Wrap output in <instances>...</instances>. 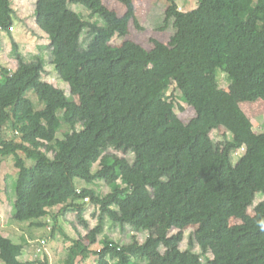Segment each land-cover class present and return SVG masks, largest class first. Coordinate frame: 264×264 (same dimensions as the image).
Wrapping results in <instances>:
<instances>
[{"label": "trees", "instance_id": "16d2710c", "mask_svg": "<svg viewBox=\"0 0 264 264\" xmlns=\"http://www.w3.org/2000/svg\"><path fill=\"white\" fill-rule=\"evenodd\" d=\"M120 1L127 8L124 16L104 0L36 1L37 25L50 40V62L79 91L80 102L44 80L48 72L43 60H26L16 41L17 68L0 64V155L14 154L18 169L13 219L41 227L49 225L50 215L57 221L58 215L76 212L78 221L89 227L84 216L88 203L84 198L89 197L98 207L100 228L109 218L133 232L128 243L107 238L93 250L74 225L79 238H74L65 264L91 255L97 256V264H160L152 260L160 256L165 264H203L202 254L207 252L213 253L208 264H264V230L259 226L264 222V131L253 130L236 96L222 88L218 78L222 70L235 84L258 80L264 98V0H199L191 10L168 0L165 26L174 18L177 28L169 43L153 38L154 47L147 49L130 41L112 56L98 55L92 49L99 40L128 36L132 19L140 27L134 1ZM72 4L86 6L105 24L84 18ZM14 13L12 0H0V29L11 37ZM1 43L0 33V47ZM100 61L106 62L105 69L94 77L92 66ZM151 77L166 81L157 85ZM173 84L196 111L188 123L176 111L175 96L168 94ZM82 88L92 90L93 103ZM30 90L44 108L35 107ZM138 96L142 103L136 114L123 112ZM60 110L67 126L63 137L58 136ZM123 120L146 134L145 123L151 120L175 141L133 139L123 129ZM220 128L225 130L221 151L211 135ZM112 147L134 154V159L108 152ZM165 156L167 163L162 161ZM28 160L36 164L29 167ZM97 163L100 167L94 170ZM135 164L168 170L158 181L156 194L153 181L132 178ZM81 181H105L112 190L101 195L92 187H80ZM260 193L263 200L252 216L249 207ZM126 195L132 207L120 212ZM172 197L183 198L200 215L201 228L187 249L181 243L188 221L175 214L167 202ZM57 207V213L51 212ZM160 211L168 216L164 233L140 241L137 233L150 230ZM232 217L242 223L232 225ZM174 228L178 231L171 233ZM24 249L23 242L0 233V264H49L46 250L39 252L44 259L21 260Z\"/></svg>", "mask_w": 264, "mask_h": 264}, {"label": "rangeland", "instance_id": "374dc122", "mask_svg": "<svg viewBox=\"0 0 264 264\" xmlns=\"http://www.w3.org/2000/svg\"><path fill=\"white\" fill-rule=\"evenodd\" d=\"M37 0H12L13 7H14V25H13V34L14 37L11 38L9 34H6L4 38L1 40L2 45L0 47V59L3 65H6L7 61L13 56L16 58V50L15 46L13 45V41H16L19 44L20 51L25 55L26 60L32 62L42 59L44 64L47 68V74L43 76L44 80L52 82L55 86L64 89L69 96L70 99L76 100L80 102V95L79 91L71 86L68 82L64 81L55 70L54 66H52L49 57V44L50 40L47 35L40 30L36 22V13H35V5ZM108 1V0H107ZM114 9L117 13L121 16H124L127 8L124 3L120 0H114ZM136 6V13L142 16L145 12L146 19L143 22H139L140 27L136 26L135 21L131 22L130 27V34L126 37H114L111 40L101 39L99 40L98 44L92 49L94 53L105 56L109 55L112 56L115 50L120 47L121 45H125L128 42H138L142 44L147 49H152L154 44L152 42L153 38H156L164 43H169L171 38L176 33L177 28L174 26L175 19L172 18L170 20L169 25L166 27V11L169 6L168 0H133ZM180 8L184 10H191L198 6L199 0H178ZM71 7L77 11L78 13L82 14V16L86 19L98 22L102 25L105 24L104 20L97 14H95L92 10L87 8L82 4H72ZM121 12V13H120ZM95 16V18H92ZM92 18V19H91ZM148 18V19H147ZM133 20V19H132ZM5 30H0L3 32ZM4 34V33H3ZM86 34L83 35L85 37ZM6 54V55H2ZM6 56L7 59L3 57ZM12 63H15V60L12 59ZM106 62L100 61L97 64L92 66V74L94 77H98L105 69ZM218 78L220 81V85L222 88L229 90L233 95L236 96L242 109H244L249 114L255 113L252 115L253 121H263V123L256 126V133L261 131L259 130V126H264V98L260 95V91L258 90L256 84L258 80H249L243 83H232L229 81L227 75L222 70H219ZM152 81L157 85L162 84L165 82V79H158L155 77H151ZM83 91L86 93L87 98L90 103H93L94 94L91 89L89 88H82ZM169 95L175 96L176 101V111L179 117L185 122H190L195 116L196 111L194 107L187 102H185L180 97V91L177 89L176 85L173 84L168 92ZM28 96L34 101L35 107L37 109H42L45 107V103L41 102L34 90H30L28 92ZM142 103V97L138 96L132 102L131 105L126 106L123 108V112H129L131 114H136L139 106ZM60 113V125L61 129L58 132L59 137H63L67 126L61 122L62 117V110L59 111ZM248 116V114H247ZM251 120V118L248 116ZM252 122V120H251ZM124 130L128 132L131 138L140 140L141 138L147 136L152 138H163L170 142H174L175 138L170 135L168 132L156 128L153 126L151 120H147L145 123L147 134L145 131L140 130L137 126L133 125L129 120H123L121 123ZM11 130V129H10ZM9 134H13L12 130ZM225 130L224 128L214 129L211 135L217 141V147L221 151L224 143ZM231 138V137H230ZM227 141V140H226ZM108 152L116 153L121 157H125V154L121 150H116L115 148H110ZM243 150L240 149L234 156L237 158L242 154ZM52 155V154H51ZM131 160L134 159V154L127 155ZM169 160L168 156H165L162 161L167 163ZM1 161V189H0V233L4 235L2 231L7 233V229L3 228L4 225L3 221L10 220L11 224L24 226V222H17L13 219L14 212V204L17 198L16 193V183L18 177V169L15 165L16 163V156L14 154H8L6 156L0 155ZM36 164L35 160H28L27 166L32 167ZM100 167L99 163L94 166V170H97ZM133 179L134 180H151L153 181L152 184V191L156 194L158 190V181L164 179L168 175V170L166 168H161L157 170L149 169L147 166H143L140 164H135L133 169ZM79 183V182H77ZM93 188L101 194L105 195L112 190V187L109 186L105 181H96L93 183ZM263 200V195L260 193L256 198L254 204L249 207L248 213L252 216L256 215L259 211L257 208L258 203ZM171 204L175 210V214L177 216H185L188 225L183 230V239L181 243L182 249H187L189 246L190 238L196 232H198L201 228V223L199 222L200 215L197 212V209L185 202V200L181 197H172L167 201ZM89 207L88 217H89V227H85L81 224L77 216H68L62 217L61 215L58 216V220L56 221L52 215L48 217L49 228L44 227L43 233H32L31 226L27 225L24 227L25 229L23 232L16 230V237H11L16 243H24L25 239V255L24 253L20 256L21 260H35L37 257L44 259L45 257L42 253L37 251L38 244L43 239H47V247L44 244V249L46 250V254L49 255V264H65L66 260L69 255V251L73 247V242L75 239L69 241L68 237H66L65 233H60L59 230L61 229L62 225H64L66 230H69L70 233L74 236V238L78 239L79 236L77 235L74 227L72 225L81 226L82 230L80 233L83 232L86 235L85 243L90 245V248L93 250H98L103 246V241L105 239L113 240L120 244L128 243L132 240V230L128 228L127 230H122L120 226L114 223L111 219L105 218L104 224L102 228L99 226V217H98V207L92 204L90 201L87 203ZM132 207L131 197L130 195L125 196V202L123 206L120 208V212L129 211ZM51 212H56V209L51 210ZM168 220V216L164 211H160L154 219V223L152 228L148 231H142L137 233L140 241H144L149 235L159 236L164 233L165 225ZM242 223L241 219L232 217L231 224H239ZM57 225V230L54 232L53 227ZM61 226V227H60ZM43 228V227H40ZM80 229V228H79ZM89 231V232H88ZM178 231L177 228L172 229L171 233H176ZM35 232V230H34ZM6 236V235H5ZM11 236L13 234L11 233ZM8 237V236H7ZM22 237V238H20ZM24 238V239H23ZM30 240V241H29ZM36 252H34V251ZM195 250L202 253V248L199 245H196ZM35 254L39 255L36 256ZM213 257L212 252H207L205 255L202 254V261L203 264H208L209 258ZM152 260L157 261L160 264H165L164 259L162 256L160 257H153ZM75 264H97V256L91 255L89 259H84L83 257H79L76 260ZM169 264V263H167Z\"/></svg>", "mask_w": 264, "mask_h": 264}, {"label": "crops", "instance_id": "0c3cea01", "mask_svg": "<svg viewBox=\"0 0 264 264\" xmlns=\"http://www.w3.org/2000/svg\"><path fill=\"white\" fill-rule=\"evenodd\" d=\"M151 1V0H150ZM153 1V0H152ZM104 2L107 4V6L109 7V8H114V3H115V1L114 0H104ZM150 9V8H149ZM148 9V11L147 12H149V14H150V10ZM147 12H146V14H147ZM121 13V12H120ZM80 14V13H79ZM146 14H145V12H144V14L142 15V16H140V15H138V12L136 13V19H138V20H140L139 22L141 23V22H143V20L144 19H146ZM80 15H82V14H80ZM121 15H123V14H121ZM120 15V16H121ZM92 18H95V16H92ZM91 18V19H92ZM148 19V18H147ZM132 21H135V20H131L130 21V27H131V22ZM41 30V29H40ZM1 33V40L4 38V36L6 35V34H9L7 31H3V32H0ZM4 33V34H3ZM10 35V34H9ZM12 37H14V34H12ZM11 37V38H12ZM2 55H6V54H2ZM4 59H7V57L6 56H4L3 57ZM12 59H14L15 60V63H12ZM0 64H2V61H1V59H0ZM3 65V64H2ZM3 66H5V67H8L9 69H11V70H15L16 68H17V66H18V61H17V59L13 56V58H11V59H9L8 61H7V63H6V65H3ZM0 77H1V74H0ZM241 106V105H240ZM241 108H242V106H241ZM243 111L246 113V114H248V116L251 118V120H252V123H253V130H255L256 131V126H258L259 124H261V123H263V121H256V119L253 121V119H252V115H255V113H253V114H249L248 112H246L244 109H243ZM260 132H262V131H259L258 133H260ZM80 187L81 186H85V187H92L93 188V186H94V184L93 183H87V182H85V181H81L80 182V185H79ZM54 209H56V213L58 212V210L60 209V207H57V208H54ZM54 209H52V210H54ZM88 211H89V207H88V204H86V211L84 212V216H85V218L86 219H88V221H89V217H88ZM58 216H60V215H58ZM66 216H68L69 218H70V216H74V217H76L77 216V213L76 212H70V213H68ZM66 216H64V217H66ZM10 217H12V215H10ZM53 217V216H52ZM63 217V216H62ZM58 220V219H57ZM4 222V225L2 226L3 228H5V229H7L6 231H7V233H5L4 231H2L3 233H4V235H6V236H8V237H18V236H16V230L17 231H20V232H23V230L25 229L24 227H26L27 225H29V226H31V227H33L32 228V233H43V229H44V227H47V228H49V225L48 226H41V227H43V228H40V227H37V226H32V225H30L29 223H25V225L24 226H20V225H14V224H11V221L10 220H7V221H3ZM90 222V221H89ZM61 227V226H60ZM72 227H74L73 225H72ZM79 230L81 231L82 230V228H81V226H79ZM61 229H63V230H59V232L60 233H66L65 235H66V237H68V239H69V241L70 240H72V239H74V236L72 235V233H70L69 232V230H66L65 229V227H64V225H62V227H61ZM34 230H35V232H34ZM74 230H75V228H74ZM76 231V230H75ZM89 232V231H88ZM11 233L13 234V236H11ZM77 233V232H76ZM78 235V234H77ZM82 235L86 238V235H85V233L83 232L82 233ZM79 236V235H78ZM20 238H22V237H20ZM24 239V238H23ZM24 241H25V239H24ZM30 241V240H29ZM24 244H25V246H26V243L24 242ZM48 244V243H47ZM47 247V246H46ZM37 249H38V247H37ZM25 249L23 250V253H24V255H25ZM34 251V250H33ZM34 252H36V251H34ZM36 256H39V255H37V254H35ZM79 257H81V256H79ZM79 257L77 258V259H79ZM38 258V257H37ZM20 259H21V257H20ZM89 259V258H88ZM32 260V259H31ZM50 260V259H49ZM28 261V260H27Z\"/></svg>", "mask_w": 264, "mask_h": 264}, {"label": "built area", "instance_id": "2783aa9c", "mask_svg": "<svg viewBox=\"0 0 264 264\" xmlns=\"http://www.w3.org/2000/svg\"><path fill=\"white\" fill-rule=\"evenodd\" d=\"M0 30H2V29H0ZM11 30H13V27H11ZM11 70V69H10ZM259 130H261L262 132L264 131V126H262V125H260L259 126ZM84 200L85 201H89V197H86V198H84ZM47 242V239H43V240H41V242L38 244V249H37V251L38 252H41L42 250H45L44 249V244ZM47 245V243L45 244V246Z\"/></svg>", "mask_w": 264, "mask_h": 264}, {"label": "clouds", "instance_id": "9594fccd", "mask_svg": "<svg viewBox=\"0 0 264 264\" xmlns=\"http://www.w3.org/2000/svg\"><path fill=\"white\" fill-rule=\"evenodd\" d=\"M90 201V200H89ZM89 201H86V202H89ZM259 226H260V228L262 229V230H264V222H261L260 224H259Z\"/></svg>", "mask_w": 264, "mask_h": 264}]
</instances>
